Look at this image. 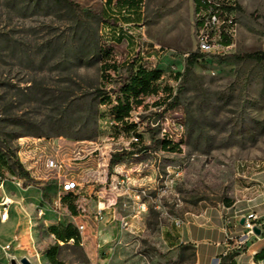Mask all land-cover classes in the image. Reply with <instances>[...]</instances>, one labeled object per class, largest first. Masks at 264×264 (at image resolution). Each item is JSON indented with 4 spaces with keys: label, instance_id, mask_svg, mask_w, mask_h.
<instances>
[{
    "label": "rangeland",
    "instance_id": "rangeland-1",
    "mask_svg": "<svg viewBox=\"0 0 264 264\" xmlns=\"http://www.w3.org/2000/svg\"><path fill=\"white\" fill-rule=\"evenodd\" d=\"M71 1L78 7L0 0V145L10 147L30 177L3 170L0 197L13 201L0 223V264H22V257L50 264L45 252L56 238L49 227H75L72 217L85 226L84 244L59 245V264H159L155 242L166 223L217 206L241 162L264 161V62L233 57L264 51V0H227L232 41L219 54L198 51L193 0H143L139 18L130 22L114 1ZM100 50H110L120 64L110 81L100 78ZM191 52L202 56L185 76L180 103L162 111L153 104L157 96L147 97L130 113L141 137L131 141L133 133L115 126L110 112L126 64L137 56L147 68L162 70L161 86L175 89L174 74ZM101 86L111 102L98 106L96 135L76 139L93 127L83 119L89 102L79 98ZM163 136L179 142L180 151L162 150ZM114 154L121 155L109 165ZM49 156L59 170L45 168ZM115 178L124 185L112 188ZM67 179L78 182L75 212L60 199ZM137 195L146 206L139 231H119L98 247L107 230L100 232L97 205L131 218ZM183 251L191 258L189 246Z\"/></svg>",
    "mask_w": 264,
    "mask_h": 264
},
{
    "label": "crops",
    "instance_id": "crops-1",
    "mask_svg": "<svg viewBox=\"0 0 264 264\" xmlns=\"http://www.w3.org/2000/svg\"><path fill=\"white\" fill-rule=\"evenodd\" d=\"M54 153L58 154L59 149ZM255 163L259 165L248 166ZM236 176L230 191L217 206L186 211L182 218L170 220L161 228L155 242L161 255L159 264H264V161L241 162ZM248 212L259 218V233L244 237L242 223ZM102 215L100 220L95 216L101 234L107 230L99 243L101 249L108 245L105 243L112 234L139 231L136 224L139 217H133L132 212L131 218L125 217L129 222L127 228L121 227L124 216L114 207L102 210ZM186 245L191 249L189 259L183 251Z\"/></svg>",
    "mask_w": 264,
    "mask_h": 264
},
{
    "label": "trees",
    "instance_id": "trees-1",
    "mask_svg": "<svg viewBox=\"0 0 264 264\" xmlns=\"http://www.w3.org/2000/svg\"><path fill=\"white\" fill-rule=\"evenodd\" d=\"M55 3H63L69 7H78L76 3L71 0H53ZM114 1V5L118 7L121 14L126 22L133 21L139 18V11L143 0H105L108 5ZM194 1V12L197 13L198 10L205 5V0H193ZM233 6H227V10L230 11ZM109 24V20H106ZM196 27L198 22H195ZM232 38L225 30L221 31V42L224 45H229ZM101 51V63H100V78L101 81H110L111 73H117L120 64L116 63L110 55V50H100ZM202 56L201 53L191 52L186 58V64L182 72H176L174 74V79L177 80L178 85L174 89L168 84L160 85V79L162 77V70L158 68H147L142 62L134 56L126 64L125 75L120 76L119 85L114 93L118 95L115 96L114 104L110 108L112 121L115 126H121L123 130L130 131L137 138V141L141 139L140 135L136 132V124L130 122L131 111L138 106L144 105V101L149 96H157V99L153 102L161 108L162 111H167L173 109L180 103V96L184 85L185 76L192 71L193 64L196 60ZM233 57L241 60H253L256 62H264V51H253L244 52L240 54H234ZM86 98L84 102H89V110H87L86 115H84V121L93 120V127L86 133L78 134L74 136L76 139H91L96 135V115L99 105H105L111 102V96L107 91H104L103 87L96 88L92 94L81 96L79 99L82 101ZM25 134H19L23 136ZM134 143V142H131ZM135 146V145H134ZM160 148L164 151L169 152H179L180 144L179 142H172L170 139L164 136L160 140ZM141 149V148H140ZM140 149L134 151L140 152ZM134 151L126 152V154H132ZM121 154L111 155L109 160V165L113 163L114 157ZM3 170H7L11 175H17L23 177L24 179H30L29 173L19 162L18 158L14 155V152L10 150L7 144L2 143L0 145V177H3ZM43 194L46 195L45 190ZM66 204L71 212H75V205L73 204V193H64L60 198ZM50 232L55 236L56 240H66L71 237L75 238V245H78L79 235L77 230L71 223H67L64 226H50ZM58 243H54L46 249L45 255L50 264H59L56 255L58 251Z\"/></svg>",
    "mask_w": 264,
    "mask_h": 264
},
{
    "label": "built area",
    "instance_id": "built-area-1",
    "mask_svg": "<svg viewBox=\"0 0 264 264\" xmlns=\"http://www.w3.org/2000/svg\"><path fill=\"white\" fill-rule=\"evenodd\" d=\"M231 4L227 0H205L204 7L200 8L197 13H195L196 20L198 25L196 27V45L198 47V51L201 53H213L219 54L220 52H225L229 45H224L221 42V31L225 30L227 34L231 36V29L234 24V20L232 17V10L228 11L227 6ZM131 141H137V138L133 135L131 137ZM258 163L249 164L248 166L255 167L258 166ZM45 168L49 170H59L61 165L55 160L53 157L49 156L44 161ZM125 181L123 178H115L111 181L112 188L122 187ZM3 185V177H0V189H2ZM60 188L63 193L71 192L78 188V182L72 179H67L61 182ZM262 194L264 195V187L262 188ZM135 205L134 210L132 212L133 217H139L141 212L146 210V206L143 202L140 201L139 196H134ZM12 199L7 197L6 195H2L0 197V223H4L9 218V208L12 203ZM99 203L96 208V218L102 219V210L103 206ZM74 220L75 229L79 235L78 245L83 246V231L85 229L84 224L77 223ZM258 217L254 212H248L244 216V221L242 223L245 232L243 234L246 237L248 234H255L253 232V228L258 226ZM120 224L122 228L129 227L128 220L123 217L120 220ZM58 245L63 244H72L75 245V238L71 237L66 240H56ZM5 247H8L6 245ZM99 247V244H98Z\"/></svg>",
    "mask_w": 264,
    "mask_h": 264
},
{
    "label": "water",
    "instance_id": "water-1",
    "mask_svg": "<svg viewBox=\"0 0 264 264\" xmlns=\"http://www.w3.org/2000/svg\"><path fill=\"white\" fill-rule=\"evenodd\" d=\"M253 232H254L255 234H258V233H259V229H258L257 227H254V228H253ZM20 262H21L22 264H29V260H28L27 258H25V257H22V258L20 259ZM11 263H12V264H16V262L13 261V260H12Z\"/></svg>",
    "mask_w": 264,
    "mask_h": 264
}]
</instances>
